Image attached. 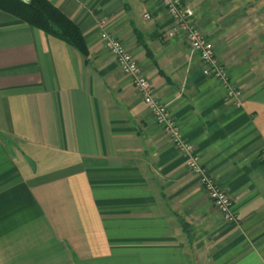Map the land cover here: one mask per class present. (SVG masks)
<instances>
[{
	"label": "crops",
	"instance_id": "crops-1",
	"mask_svg": "<svg viewBox=\"0 0 264 264\" xmlns=\"http://www.w3.org/2000/svg\"><path fill=\"white\" fill-rule=\"evenodd\" d=\"M88 56L0 11V264H264V0H181L236 107L159 0H47ZM137 61L225 223L100 39Z\"/></svg>",
	"mask_w": 264,
	"mask_h": 264
},
{
	"label": "built area",
	"instance_id": "built-area-1",
	"mask_svg": "<svg viewBox=\"0 0 264 264\" xmlns=\"http://www.w3.org/2000/svg\"><path fill=\"white\" fill-rule=\"evenodd\" d=\"M164 8L171 26L167 31L169 39L182 38L190 51L197 55L201 63V72L205 77L218 80L226 89V95L236 107L241 106V92L230 86L222 66L216 62L214 46L205 38L194 22V12L181 0H159ZM100 39L107 52L113 57L119 70L128 78L152 114L156 124L161 126L170 138L172 145L186 159L185 165L190 173L197 178L213 207L228 224L236 223V216L232 210V202L227 194L220 189L216 182L200 166L198 157L190 144L181 136L168 107L162 103L148 79L143 75L135 58L127 51L122 43L109 34L100 23Z\"/></svg>",
	"mask_w": 264,
	"mask_h": 264
},
{
	"label": "trees",
	"instance_id": "trees-1",
	"mask_svg": "<svg viewBox=\"0 0 264 264\" xmlns=\"http://www.w3.org/2000/svg\"><path fill=\"white\" fill-rule=\"evenodd\" d=\"M0 11L64 42L82 57L88 56L78 27L47 0H0Z\"/></svg>",
	"mask_w": 264,
	"mask_h": 264
},
{
	"label": "rangeland",
	"instance_id": "rangeland-1",
	"mask_svg": "<svg viewBox=\"0 0 264 264\" xmlns=\"http://www.w3.org/2000/svg\"><path fill=\"white\" fill-rule=\"evenodd\" d=\"M253 1V0H252Z\"/></svg>",
	"mask_w": 264,
	"mask_h": 264
}]
</instances>
